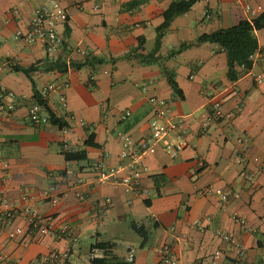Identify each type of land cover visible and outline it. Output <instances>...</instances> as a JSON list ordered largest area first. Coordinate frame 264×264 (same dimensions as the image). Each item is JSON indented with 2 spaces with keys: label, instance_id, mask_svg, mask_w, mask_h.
Returning <instances> with one entry per match:
<instances>
[{
  "label": "crops",
  "instance_id": "obj_1",
  "mask_svg": "<svg viewBox=\"0 0 264 264\" xmlns=\"http://www.w3.org/2000/svg\"><path fill=\"white\" fill-rule=\"evenodd\" d=\"M51 1L0 0V84L15 95L12 100L0 94V159L8 163L6 169L0 166V189L13 204L11 215L0 212V264H86L95 242L108 244L107 253L98 256L116 258L106 264L124 262L128 245L136 247L132 264H160L156 251L163 244L171 246L179 264H264V27L254 30L258 47L251 68L236 80L226 76L220 45L196 41L202 33L254 17L243 4L264 8V0H196L172 18L152 59L144 55L152 51L156 27L172 0L135 6H128L133 0H56L67 21L58 25L60 42L54 48L15 39L14 31L27 27L34 9ZM11 8L16 14L7 21ZM140 39L142 46L134 51ZM182 43L188 46L171 54ZM87 54L104 60L65 72L32 71L35 89L23 72L11 68L58 55L79 62ZM167 72L181 96L172 90ZM48 83L57 87L40 99L42 112L61 118L66 131L28 118L34 92ZM210 92L221 102L220 117L211 115ZM151 97L184 117L188 145L173 158L161 144L146 152L137 189L98 181V164L107 169L126 163L119 157V133L134 140L149 134ZM65 143L83 157L67 159ZM52 183L66 191L55 203L43 197ZM205 187L220 189L226 200L200 194ZM25 204L37 209L40 222L54 232L63 223L68 230L39 233L26 222ZM233 216L253 230L242 229ZM133 223L142 225L145 240ZM17 228L21 231L10 235Z\"/></svg>",
  "mask_w": 264,
  "mask_h": 264
},
{
  "label": "built area",
  "instance_id": "obj_2",
  "mask_svg": "<svg viewBox=\"0 0 264 264\" xmlns=\"http://www.w3.org/2000/svg\"><path fill=\"white\" fill-rule=\"evenodd\" d=\"M243 9L245 12L255 17L262 11L263 7L260 4H251L249 2H245L243 4ZM7 12L8 21L16 14V9L11 8ZM210 14L211 12L209 10L204 11V15L206 17H209ZM66 21V10L62 8L56 0H52L50 5L42 4L37 6L29 19L27 27L17 28L14 31L13 36L15 39L22 40L26 43H37L45 47L46 49H52L60 42L58 25L63 24ZM250 58L253 62V54L250 56ZM257 81H261V76L257 77ZM56 87L57 86L54 83H48L41 90V97L39 98L43 99L45 93L55 90ZM0 94L1 96L5 94V96H8L12 100L15 96L13 92L9 91L2 84H0ZM59 100L62 106H66V100L63 94L59 96ZM150 101L154 103V109L149 119V134L143 138L134 140L129 134L125 132L119 133V139L121 142L119 157L120 159L126 160V163H120L115 167L107 169H104L102 164H98V181H109L113 184H120L126 191L137 189L140 187L139 176L141 160L142 156L146 152H152L156 144H161L168 155L173 158L188 145L186 137L183 133L184 117L175 116L171 109L166 105V102L164 100L158 99L156 97H151ZM207 101L210 103L212 117H220L222 114V105L217 96L214 93L210 92L207 94ZM7 106L11 109L14 107V103H9ZM127 113L128 111L126 110L122 114V116H125V114ZM28 118L30 122L37 125L49 122L47 114L42 112V105L37 100H34L29 105ZM79 123L82 125L84 124L83 120H79ZM63 129L64 131H66V127H63ZM172 135L175 136L174 139H171ZM238 141H241V139H238ZM63 149L69 150L70 146L65 143ZM7 165L8 163L6 161L0 159V166L2 167V169H6ZM198 165L201 167L204 166V161L202 159H198ZM126 166L128 170L122 175H119L120 171ZM2 176L4 182L9 177L7 172H4ZM141 192L146 193L147 190L145 188H142ZM199 193L203 195L217 194L221 201L226 200L225 194L220 189L205 187L199 190ZM64 194H66V191L58 188V185L56 183L48 185L43 190V197L52 203H55ZM22 197L24 199L26 198L25 195H22ZM12 210L13 204L4 197L3 192L0 189V212H3L5 215H11ZM22 212L28 225L38 230L39 233L63 234L69 228L68 224L63 223L57 229V231L54 232L52 228L40 222L41 219L38 210L28 204H25L22 207ZM150 217L154 219L155 215L151 213ZM233 220H235L242 229L247 231L253 230L250 226L247 225L246 221L242 217L233 216ZM20 231L21 230L17 228L14 231L10 232V235H14L15 233H19ZM219 234L224 239L232 241V238L229 234L224 232H219ZM102 251L103 250L97 246H91L87 255L86 264H96L94 262V259L100 253H103ZM135 251V246H127L124 256L125 262H133ZM241 251L242 250H240V252ZM156 252L160 264H179V259L173 252L169 244H163L159 246Z\"/></svg>",
  "mask_w": 264,
  "mask_h": 264
},
{
  "label": "trees",
  "instance_id": "obj_3",
  "mask_svg": "<svg viewBox=\"0 0 264 264\" xmlns=\"http://www.w3.org/2000/svg\"><path fill=\"white\" fill-rule=\"evenodd\" d=\"M143 0H133L128 2V6H135L142 2ZM196 0H172L167 8L162 12L163 20L162 22L156 27V35L154 40V46L152 51L149 52L147 55H144L145 58L152 59L154 58V53L158 49L160 39L168 27L172 18L178 14L185 13L190 9L192 4ZM264 27V8L262 11L251 19H241L234 25L225 28H219L214 31L208 33H202L197 38V42L202 41H210L217 43L220 47L224 50L226 54V62H227V70L226 76L229 80H236L241 74L248 71L252 66V59L250 56L255 52L258 47L257 38L255 36L254 30ZM65 31H68V28H65ZM143 41L140 39L138 42V46L134 48L136 49L141 48ZM188 43H182L176 49L171 51V54H175L180 52L183 48L187 47ZM148 59V61H150ZM104 59L97 58L94 56H90L87 54L82 61H69L66 62L65 58L62 56H55V58L44 57L40 63L38 64H31L29 66H20L14 64L11 66L12 70L23 72L31 81L32 89H35L33 79L31 78L30 73L37 69L43 70H58L60 72H65L68 67L80 68L86 64H92L94 62H103ZM167 80L174 91L175 94L181 96V90L178 87L174 77L171 73H166ZM35 99L41 103L43 100H40L41 94L38 91L34 92ZM48 121L50 123L59 125L60 127H64L65 122L56 117L54 114L48 112ZM91 136V135H90ZM90 138V137H89ZM89 138L86 143H89ZM64 150L65 157L67 159H80L83 157L82 151H69ZM132 229L139 235L143 236V227L142 225H136L135 223L132 224ZM145 240V235L143 236ZM142 240V241H144ZM91 246H97L101 248L104 253H107L106 248L108 244L106 242H95ZM116 261L114 256L110 258H106L105 256H97L94 259L96 264H106L108 262ZM121 264H132L127 262H120Z\"/></svg>",
  "mask_w": 264,
  "mask_h": 264
}]
</instances>
